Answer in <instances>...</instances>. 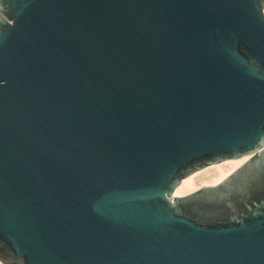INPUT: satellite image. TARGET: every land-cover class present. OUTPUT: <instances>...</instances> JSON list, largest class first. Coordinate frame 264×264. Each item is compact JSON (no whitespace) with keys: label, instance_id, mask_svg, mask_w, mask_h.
Here are the masks:
<instances>
[{"label":"water","instance_id":"1","mask_svg":"<svg viewBox=\"0 0 264 264\" xmlns=\"http://www.w3.org/2000/svg\"><path fill=\"white\" fill-rule=\"evenodd\" d=\"M0 260L264 264V0H0Z\"/></svg>","mask_w":264,"mask_h":264},{"label":"bare ground","instance_id":"2","mask_svg":"<svg viewBox=\"0 0 264 264\" xmlns=\"http://www.w3.org/2000/svg\"><path fill=\"white\" fill-rule=\"evenodd\" d=\"M251 157L252 154H245L240 157L227 158L200 168L183 179L182 183L177 187L175 195H185L204 186L218 184ZM0 264L5 263L0 260Z\"/></svg>","mask_w":264,"mask_h":264}]
</instances>
